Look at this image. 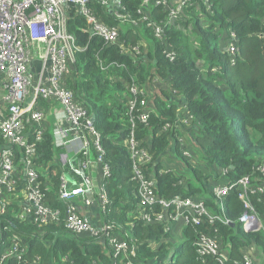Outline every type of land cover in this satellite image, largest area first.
<instances>
[{"label": "trees", "instance_id": "1", "mask_svg": "<svg viewBox=\"0 0 264 264\" xmlns=\"http://www.w3.org/2000/svg\"><path fill=\"white\" fill-rule=\"evenodd\" d=\"M194 3L185 9L183 22L185 28L191 25V30L167 26L160 40L142 19L143 0H121L122 8L117 13L130 16L126 21L109 6L91 0L92 13L118 27L119 37L113 44L92 33L87 18L75 5L69 9L67 30L74 37L75 61L66 83L94 118L110 173L103 178L111 202L103 210L102 219L113 226L112 236L128 240L126 234H130L129 240L137 246L135 264H202L194 245L201 232L219 238L229 257L224 264H241L245 252L255 247L262 259L260 264H264V192L249 194L262 222L257 230L247 231L239 222L244 205L238 186L223 198L225 216L231 223L211 224L205 219L200 226L187 225L175 241L162 223H148L140 216V180L135 178L129 145L133 129L135 139L152 160L141 166L143 174L155 181V190L162 198L191 196L204 200L209 211L218 213L220 200L213 191L216 184L209 183L210 175L217 184L234 183L248 175L254 185H264V174L256 169L264 163V0ZM167 5L151 4L143 12L150 21H166ZM226 40H230L228 46ZM231 43L237 48L234 54L229 50ZM138 45L139 54L134 50ZM166 51L175 52V59L170 60ZM134 84L142 93H132ZM149 85L152 91L147 90ZM143 99L151 101L147 122L139 118ZM131 101H136L132 112ZM187 113L193 116L192 126L184 122L182 127H188L202 159L212 165V174L192 164L182 149L177 119L188 117ZM168 122L173 126L164 131ZM3 144L0 138V146ZM58 151L51 132L37 142L46 203L61 208L65 216L66 208L59 199L63 174L54 162ZM168 151L181 159L188 173L162 163V155ZM93 152L97 157L96 149ZM14 234L25 239L20 253L29 262L116 264L121 260L108 238L76 235L64 222L59 226L39 225L21 222L11 213L0 214V244ZM6 264H15V259ZM206 264L220 263L209 257Z\"/></svg>", "mask_w": 264, "mask_h": 264}, {"label": "built area", "instance_id": "2", "mask_svg": "<svg viewBox=\"0 0 264 264\" xmlns=\"http://www.w3.org/2000/svg\"><path fill=\"white\" fill-rule=\"evenodd\" d=\"M112 8L116 3L121 9V1L98 0ZM91 0H0V138L4 144L0 146V214L11 213L21 222L64 225L74 234L83 237H103L109 239V244L116 256L121 260L116 264H135L137 246L134 242L120 236H112L113 226L103 219L93 222L83 210L79 209L76 200L82 199L86 207L99 205L102 212L111 202L102 182L98 189L85 187L83 184L71 182L64 174L61 176L59 199L66 208L63 216L61 208H55L46 203L43 181L39 170L41 166L37 160V142L45 135L44 111L37 106V99L56 97L63 106L66 120L76 136L80 132L91 133L95 137V147L98 150V161L102 166V176L110 175L109 168L103 157L99 145V135L93 126V120L87 108L77 101L74 92L66 83V73L71 74L74 58V37L67 30L69 9L75 5L91 25L92 33L102 37L107 43L117 42L119 29L98 19L90 9ZM195 0H157L156 4H169L166 21L156 23L143 16L147 26L154 30L155 36L163 39L165 28L175 26L185 31L191 30V25L185 28V9L195 6ZM209 0H205L208 4ZM210 8V6H209ZM117 9V10H118ZM197 9V7H196ZM199 9V8H198ZM114 12L119 19L126 21L130 16ZM142 9V13H143ZM141 13V10H139ZM135 24V21H134ZM233 38L235 34L232 33ZM139 54V47L134 48ZM229 50L235 53L237 48L233 43ZM170 60L175 59V52L166 51ZM36 60H40L38 71H32ZM133 94L142 93L140 88L133 85ZM140 120L147 122L150 115L151 101L143 99L140 103ZM136 107V101H131L130 111ZM188 114V113H187ZM134 115L131 116L134 128ZM193 116H179L177 123L188 122ZM30 125V128H28ZM170 122L163 127L164 131L172 128ZM56 146L66 145L71 137L66 130H55ZM182 143V141H181ZM129 145L134 162L135 178L140 180L137 194L140 216L148 223H162L165 232L171 235H181L187 225L200 226L207 219L211 224L217 221L231 223L225 216L223 198L238 186L239 199L243 202L245 211L239 222L248 230L262 228V222L255 211L249 194L264 192V185L253 184L252 179L245 175L238 181L216 184L213 191L217 195L220 211L212 213L204 200L191 196L176 195L165 199L155 190V181L147 178L141 166L151 162L148 151L141 148L135 139L134 129L130 133ZM86 153V150L84 151ZM189 154V152H185ZM190 155V154H189ZM264 174V163L256 168ZM102 215V214H101ZM8 227H5L7 229ZM1 240V237H0ZM25 239L17 234L0 244V264L15 259V264H38V260L27 261L20 250ZM196 253L201 260L212 257L220 264L228 260V254L222 249L221 242L216 235L201 232L194 241ZM241 264H257L249 255L245 254Z\"/></svg>", "mask_w": 264, "mask_h": 264}, {"label": "crops", "instance_id": "3", "mask_svg": "<svg viewBox=\"0 0 264 264\" xmlns=\"http://www.w3.org/2000/svg\"><path fill=\"white\" fill-rule=\"evenodd\" d=\"M147 0H145L146 3ZM148 6L151 4H155L157 0H148ZM178 0H171L174 4ZM112 9V8H111ZM118 8H116L117 10ZM135 46L136 47H139ZM40 66V60H36L32 71H38ZM155 92H158V89H155ZM37 106L39 109L44 111V120H45V133L51 132L55 139V147L57 150H60L56 153V156L64 152L61 156H65L69 161L67 162L68 166L67 170L69 172V178L66 177L71 182H77L78 184H83L85 187H91L93 190L98 189V186L103 182L102 176V166L101 163L98 161V150L95 147V137L93 134L85 132H80L77 137L76 132H72V127L70 123L66 120L63 112V106L61 105L60 101L56 97H51L49 99L38 98L37 99ZM63 129L66 130V134L71 137V141L64 146H56V137H55V130ZM91 139V140H90ZM93 149H96V154L93 152ZM86 150V153L84 152ZM55 158V157H54ZM59 158V157H58ZM58 165L60 163L56 162ZM100 166V170H99ZM80 167L83 168V172H80ZM41 169V168H40ZM101 171V173H100ZM76 203L79 205V209L83 210V212L89 216V218L93 222H98L99 219L102 218V212L99 209V205H94L92 207H86L84 205V201L81 199L76 200ZM106 208V207H105ZM104 208V211H105ZM130 232V230H128ZM181 236V235H179ZM175 240L179 239L177 235L174 236ZM126 238L128 241H131L132 237L130 234H126ZM131 239V240H129ZM245 254H249L254 260H257L260 264L262 259L260 258V253L257 248H251L250 250L246 251ZM244 254V255H245ZM212 258V257H210ZM244 258V257H243ZM261 259V260H260ZM202 264H206L208 262V258L205 260H201Z\"/></svg>", "mask_w": 264, "mask_h": 264}, {"label": "rangeland", "instance_id": "4", "mask_svg": "<svg viewBox=\"0 0 264 264\" xmlns=\"http://www.w3.org/2000/svg\"><path fill=\"white\" fill-rule=\"evenodd\" d=\"M148 0L146 1L145 3V0H143V9L144 8H148ZM168 7V6H167ZM147 15V12L144 11L142 13V19H143V16H146ZM230 43V40H226L225 41V44L226 46H228ZM68 68L71 69V65L69 64L68 65ZM69 74L66 73V76H68ZM138 86V85H136ZM133 87V86H132ZM131 87V88H132ZM139 87V86H138ZM145 88V87H143ZM148 91H152L153 88H151V86H147L146 87ZM155 89H158V88H155ZM1 104V102H0ZM183 117H186V115H183ZM2 118L0 116V122H1ZM192 118L189 119V121L187 122V125L188 127L189 126H192ZM183 123L182 122L181 124L178 125L179 127V131H180V137L182 139V149L185 152H189V154H186L190 160V162L194 165H199L200 167H202L204 169L205 172H207V174H210L212 172V165L206 161V160H203L202 157H201V154H200V151L199 149L193 144V142L191 141V133L190 131L188 130V127H182L183 126ZM186 125V126H187ZM91 140V139H90ZM61 146H64V145H61ZM60 151V150H59ZM64 152H61V154H59L58 156H55L54 158V162H58L60 163V167H61V170H62V174H64L67 178H69V172H68V166H65L67 165V162L69 161V159H67L65 156H61ZM59 157V158H58ZM162 163L164 165H169V167H172V168H179L181 172L183 173H188V168L182 163L181 159L179 157H175L172 152L168 151L166 152L164 155H162ZM99 170H100V166H99ZM220 171V170H219ZM221 172V171H220ZM101 173V171H100ZM54 174H56V171H54ZM212 174V173H211ZM223 174V173H222ZM209 183L211 185H215L218 183V181L214 178L213 174L209 176ZM81 200V199H80ZM244 211H245V208H244Z\"/></svg>", "mask_w": 264, "mask_h": 264}, {"label": "water", "instance_id": "5", "mask_svg": "<svg viewBox=\"0 0 264 264\" xmlns=\"http://www.w3.org/2000/svg\"><path fill=\"white\" fill-rule=\"evenodd\" d=\"M117 1L120 2L121 0H117ZM117 7H118V5H117V3H116L114 6H112V9H111V10L114 11ZM92 120L94 121V118H92ZM83 171H84L83 168L80 167V172H81V173H84ZM232 224H234V223H232Z\"/></svg>", "mask_w": 264, "mask_h": 264}]
</instances>
